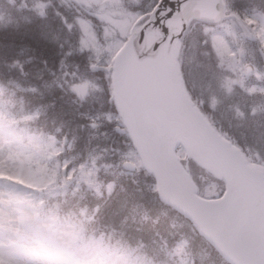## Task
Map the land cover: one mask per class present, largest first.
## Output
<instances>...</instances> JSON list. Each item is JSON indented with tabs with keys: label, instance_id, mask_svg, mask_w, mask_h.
Instances as JSON below:
<instances>
[{
	"label": "trees",
	"instance_id": "1",
	"mask_svg": "<svg viewBox=\"0 0 264 264\" xmlns=\"http://www.w3.org/2000/svg\"><path fill=\"white\" fill-rule=\"evenodd\" d=\"M157 1H140V15L144 14L145 18L139 21L138 25L146 21ZM31 3L43 4L42 14L29 7L15 9L9 0H0V128L7 138H11L8 134L11 133L9 130H13L20 141L25 132L43 139L45 150L51 154V163L53 160L57 163L62 177L69 167L90 156L95 143L93 138L83 136L89 119L79 117L67 108V103L76 101L75 94L71 97L69 93L62 92L60 87L52 82V76L47 75L44 70L54 74L59 71L61 65H64L67 69H72L71 71L75 70L83 79L99 78L98 95L105 107L118 115L112 99L111 72L105 66H95L97 64L92 63L93 60L78 49L79 35L73 18L76 16L87 19L97 30L98 22L94 17L81 12L74 4L70 8L61 0H31ZM223 3L226 14H234L240 18L254 33L251 29L253 22L250 16L264 11V0H223ZM224 20H231L241 31L235 20L228 17L217 23L191 19L184 34L195 22L218 24ZM135 25L136 23H133L130 35L135 31ZM184 34L177 41L176 64L185 93L216 132L231 145L236 146L246 157L249 165L264 174L263 160L255 157L253 153L249 154L246 146L241 145L239 139L228 128L217 122L215 116L207 110V105L203 104L190 89L183 58L180 57L184 49ZM243 38L245 39L244 36ZM256 41L257 36L255 41L249 42L255 44ZM257 52L260 57L258 49ZM20 72L25 76L19 74ZM103 75L106 77L104 82ZM24 77L39 92L28 96L14 90L7 83ZM35 77L41 78V81ZM92 100L96 103L91 98L90 101ZM76 105L80 107L78 101ZM37 109L38 112L34 114ZM69 118L71 123L68 121ZM118 121L122 128L119 116ZM107 127L115 138V144L112 146L115 150H126L132 146L126 130L117 132V127H113L112 124H108ZM50 136L54 137L58 147L54 159L47 140ZM178 160L181 164L185 163L184 157H178ZM64 161H67V167L62 166ZM113 161L116 162L115 159ZM191 162L195 163L191 159L188 160L190 177L197 188V193L205 197L197 185L199 183ZM109 163L115 164L111 160L106 161V165ZM48 174V184L53 186L56 183L52 182L51 169L48 170ZM212 177L215 178L213 175ZM94 178L98 190L85 185L76 190L66 187L65 190L63 188L52 194L42 190L39 192L31 190L34 193L31 192L28 198L34 202L32 207L34 218L52 222L48 225L51 230L69 225L77 246L95 243L106 250L116 251L121 256L126 255L128 262L133 264H230L200 234L191 220L160 199L154 177L140 164L133 172L121 170L120 166L118 169L108 170L101 167L96 170ZM108 183H111V187L107 191L105 186ZM220 183L224 185L222 180ZM177 246L180 249L177 250Z\"/></svg>",
	"mask_w": 264,
	"mask_h": 264
},
{
	"label": "rangeland",
	"instance_id": "2",
	"mask_svg": "<svg viewBox=\"0 0 264 264\" xmlns=\"http://www.w3.org/2000/svg\"><path fill=\"white\" fill-rule=\"evenodd\" d=\"M140 1L61 0L70 8L74 4L81 12L97 20L96 30L87 19L76 16L73 18L79 35L78 49L86 53L93 60L92 63L97 64L95 66L109 68L117 50L129 37L132 24L136 23L135 29L141 25L138 22L145 15H140ZM9 2L15 9L29 7L38 14H42L44 10L43 4L33 5L31 0ZM250 19L253 22L251 29L257 36L255 44L246 41L231 20L218 24L195 22L184 34V49L180 57L183 58L187 82L194 95L207 105V110L220 125L228 128L239 139L240 144L246 146L249 154L253 153L264 162V70L257 52V49L264 52V11L251 14ZM249 66L251 69L247 72L246 68ZM60 68L54 74L44 71L52 76V82L62 92L69 93L71 97L75 94L74 98L77 97L80 107L73 101L67 103V108L77 116L89 119L90 125L88 124L83 136L93 138L95 145L88 158L73 164L60 177L61 171L54 160L50 166L46 165L49 155L45 153L43 139L29 136L28 144L21 145L14 133H9L11 138H7L0 128V264H133L128 262L126 255L121 256L116 251L106 250L95 243L77 246L69 225L51 230L48 225L52 222L37 220L29 208L31 201L27 198L30 189L53 193L57 189L65 190L69 187L76 190L85 185L98 190L94 178L97 169H118L126 160L135 164L136 169L140 164L132 146L126 150H115L112 147L115 138L109 133L107 126H120L118 115L107 109L98 95L100 79H83L75 70L71 71L64 65ZM19 74L25 76L21 72ZM37 79L41 81V78ZM102 79L104 82L106 77L103 75ZM7 83L14 90L28 96H33L38 91L28 83L26 77ZM91 98L96 103L90 101ZM102 106L105 109H101ZM70 120L69 118L68 121ZM47 140L54 159L58 149L56 141L52 136ZM70 146L68 141V147ZM182 149L179 145L175 146V152L181 158L184 155ZM110 160L115 164L106 165V161ZM67 165V161L62 162V166ZM191 166L199 183L197 185L205 197L213 198L215 192L220 195L224 188L220 180L213 178L196 163L191 162ZM49 169L53 172L52 181L58 183L55 187L47 186ZM121 170L124 169L121 167ZM105 187L108 191L111 183Z\"/></svg>",
	"mask_w": 264,
	"mask_h": 264
},
{
	"label": "water",
	"instance_id": "3",
	"mask_svg": "<svg viewBox=\"0 0 264 264\" xmlns=\"http://www.w3.org/2000/svg\"><path fill=\"white\" fill-rule=\"evenodd\" d=\"M233 18L248 41L256 36L223 0H158L146 21L126 39L109 67L111 92L141 166L154 177L160 199L191 220L230 264H264V175L248 164L188 98L180 80L177 41L193 19ZM264 70V52L259 50ZM251 67H247L248 72ZM161 129L171 140L166 148ZM181 145V164L175 146ZM224 182L220 195L202 197L188 160ZM122 169L136 170L124 161Z\"/></svg>",
	"mask_w": 264,
	"mask_h": 264
},
{
	"label": "bare ground",
	"instance_id": "4",
	"mask_svg": "<svg viewBox=\"0 0 264 264\" xmlns=\"http://www.w3.org/2000/svg\"><path fill=\"white\" fill-rule=\"evenodd\" d=\"M158 134L162 140L163 145L168 148L169 146H171V140L170 138L161 130L158 128Z\"/></svg>",
	"mask_w": 264,
	"mask_h": 264
}]
</instances>
